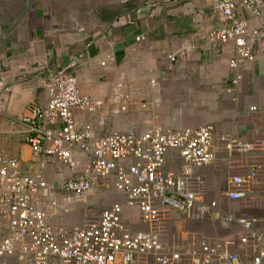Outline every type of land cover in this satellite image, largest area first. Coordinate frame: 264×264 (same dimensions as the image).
Instances as JSON below:
<instances>
[{"label":"built area","instance_id":"2783aa9c","mask_svg":"<svg viewBox=\"0 0 264 264\" xmlns=\"http://www.w3.org/2000/svg\"><path fill=\"white\" fill-rule=\"evenodd\" d=\"M214 10L220 22L206 40L213 47L233 46L228 67L237 72L235 85L242 65L254 61L252 45L260 42L259 30L250 28L241 11L262 21L264 0H216ZM165 61L173 64L175 57ZM161 82L153 79L149 86L159 93ZM44 89L46 103L29 104L20 120L40 173L23 174L20 161L6 158L0 149V264H139L145 257L155 264H264V234L254 230L256 220H237L221 213L215 201L204 202L205 180L194 172L214 164L218 152L232 159L260 151L259 140L217 137L211 125L192 129L149 123L101 137L104 129L97 120L106 111L113 118L137 121L157 109L159 97L155 93L143 101L120 83L108 100L95 98L81 91L67 69L49 74ZM54 165L64 175L53 183L46 175ZM98 180L103 193L116 196L113 203L92 220L84 217L79 226L52 224L55 216L79 211ZM226 185L232 202L246 200L255 187L264 193V161L254 159L246 173L229 176ZM125 209L136 212V221L125 216ZM170 212L187 221L212 218L239 225L245 233L240 243L252 244L256 251L239 256L221 243L204 241L168 246L163 237Z\"/></svg>","mask_w":264,"mask_h":264},{"label":"crops","instance_id":"0c3cea01","mask_svg":"<svg viewBox=\"0 0 264 264\" xmlns=\"http://www.w3.org/2000/svg\"><path fill=\"white\" fill-rule=\"evenodd\" d=\"M125 2L137 4L117 21L105 25L103 31L92 35L81 31L60 34L41 7L34 8L33 23L22 21V37L16 35L13 47L5 43V55L0 57L1 151L6 158L20 161L23 174L40 173L24 141L20 120L29 104L46 103L44 82L49 74L59 70L75 73L81 91L95 98L108 100L120 83L129 91L136 90L143 101H149L156 93L161 100L160 119L158 115L152 117L154 111H150L151 114L143 113L133 123L127 116L113 118L106 111L97 124L106 132L127 130L136 124L141 127L144 123L192 129L211 125L217 137L259 140L263 145L260 151L232 159L218 152L214 164L194 172L205 180L204 202L215 201L221 213L237 220L255 219L254 230L264 234V193L260 187L253 188L244 201L232 202L226 198L229 176L246 173L254 159L264 161V20H255L241 11L240 17L249 22L250 28L259 30L260 42L252 45L254 61L242 65L241 80L232 85L237 74L228 67L233 46L213 47L206 40L220 22L214 10L216 0ZM138 36L144 40L137 43ZM169 55L175 57L173 64L165 61ZM108 57L111 62L107 61ZM72 61H76L73 66ZM102 62L104 67L100 66ZM153 79L163 81L159 93L149 86ZM171 98L182 99L180 107L171 105ZM252 107L255 111L249 110ZM46 176L50 182L59 181L52 174ZM165 222L163 242L173 248L204 241L221 243L239 256L256 251L252 244L240 243L245 233L236 224L225 225L212 218L187 221L174 212L168 213ZM139 264L155 262L145 257Z\"/></svg>","mask_w":264,"mask_h":264},{"label":"rangeland","instance_id":"374dc122","mask_svg":"<svg viewBox=\"0 0 264 264\" xmlns=\"http://www.w3.org/2000/svg\"><path fill=\"white\" fill-rule=\"evenodd\" d=\"M124 1L125 0H0V57L5 55L7 48L5 43L9 42L11 44L10 46L13 47L16 35L22 37V21H31L33 23L31 15H34L33 12L35 7L43 8L46 18L51 20L52 24L57 25V28L62 32L60 34H70L81 31L83 34L92 35L93 32L103 31L105 25L108 24L107 22H102L101 19L103 15L110 13L116 7L122 6ZM132 3L130 4L132 7L137 4L135 2ZM48 24L50 25L51 23ZM17 29L20 30L18 33ZM6 30H9V32L4 35L3 32ZM77 58L81 59L82 56H78ZM67 72L70 74L72 73L69 71ZM73 75L77 76L75 73H73ZM181 102L182 99H170V104L173 106L180 107ZM160 106L161 100L157 109L153 110L154 113L151 115L152 117H157V115L158 117L161 116L159 115ZM149 114L151 113L149 112ZM128 118L134 123L135 120L130 117ZM84 119L88 121V117ZM124 130L126 129H114V131ZM114 131L110 129L106 132L104 129L101 137L108 136ZM58 168V165L52 166L51 174L54 175L56 179L60 180L64 174L61 172L60 168L59 170ZM100 184L101 181L98 180L97 186L89 194L84 204L79 205L80 210L76 214L55 216L51 221L52 224L72 228L74 226H79L84 217H87L89 220L95 218L101 211L116 200L114 194L103 193L99 186ZM124 214L131 221H136L137 215L134 210L125 209Z\"/></svg>","mask_w":264,"mask_h":264},{"label":"trees","instance_id":"16d2710c","mask_svg":"<svg viewBox=\"0 0 264 264\" xmlns=\"http://www.w3.org/2000/svg\"><path fill=\"white\" fill-rule=\"evenodd\" d=\"M132 8L133 7L130 6V2H125V3H123L122 6L116 7L110 13L104 14L101 20H102V22H107V23L117 21L119 16H121L126 11H131Z\"/></svg>","mask_w":264,"mask_h":264},{"label":"water","instance_id":"95a60500","mask_svg":"<svg viewBox=\"0 0 264 264\" xmlns=\"http://www.w3.org/2000/svg\"><path fill=\"white\" fill-rule=\"evenodd\" d=\"M9 32V30H6L3 32L4 35H6Z\"/></svg>","mask_w":264,"mask_h":264}]
</instances>
